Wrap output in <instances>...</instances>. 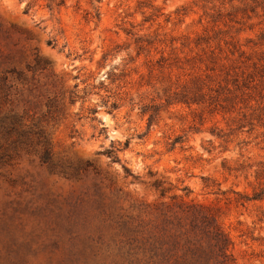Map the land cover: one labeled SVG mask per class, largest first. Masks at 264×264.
Masks as SVG:
<instances>
[{
  "label": "rangeland",
  "instance_id": "1",
  "mask_svg": "<svg viewBox=\"0 0 264 264\" xmlns=\"http://www.w3.org/2000/svg\"><path fill=\"white\" fill-rule=\"evenodd\" d=\"M58 2L0 0V264H153L143 235L184 202L216 216L236 264H264V196H243L264 187V0ZM161 51L175 75L228 82L234 105L171 106L148 128L125 96L147 100Z\"/></svg>",
  "mask_w": 264,
  "mask_h": 264
},
{
  "label": "trees",
  "instance_id": "2",
  "mask_svg": "<svg viewBox=\"0 0 264 264\" xmlns=\"http://www.w3.org/2000/svg\"><path fill=\"white\" fill-rule=\"evenodd\" d=\"M94 1L91 0L92 3ZM63 2L64 0H60L58 4ZM95 8L99 15L96 5ZM145 40L147 41L142 36L136 38L138 56L146 50ZM149 53L148 50L147 55ZM36 61L37 65L48 63L39 55L36 56ZM174 61L179 62L178 59ZM146 63L147 73L141 74L138 84L139 88L149 89L147 100L142 98L136 101L130 90L127 91L125 97L129 98L132 109L137 107L138 113L142 117H147L148 128L164 119V113L168 112L171 106L186 105L190 108L194 106L195 109L213 111L221 108L224 110L229 105H234L232 88L228 82L222 85L218 80V85H214L212 81L215 79L208 72H205V75L201 72L193 74L190 72L183 74L185 77L175 75L173 69L177 65L170 60V56L165 55L164 51H161V55L156 61L150 58ZM117 69L114 66L108 70L106 77L110 83H117L125 76L124 71L118 72ZM215 69L216 66L213 64H206L204 68L205 71H215ZM232 82L236 88L239 87L238 77L232 78ZM99 84L100 87H105V79L100 80ZM225 90L227 91L225 92ZM222 93H225L224 101H231L232 104H228V102L226 105L222 104L220 99ZM76 96L79 97L78 92H72L71 99L74 100ZM104 103L109 112L123 105V102L118 99L112 101L106 99ZM227 109L230 110V107ZM97 111V107L89 108V113L92 115ZM183 140L182 135L175 136L170 145L173 147ZM129 142L130 140L126 139L124 147H128ZM6 155L7 153L2 151L0 146V161ZM48 158L49 151L46 149L45 159ZM153 185L156 190L160 191V196H165L166 188L162 186L160 180H155ZM243 196L248 199H261L264 196V187L255 190L250 196ZM172 198H176V196ZM161 204L162 207L157 211L158 222L154 224L153 228L147 229L142 239V248L145 251L149 250L150 260L153 261V264H236L235 257L230 251L232 240L207 206L194 202H184L177 204L176 207L173 205L174 203Z\"/></svg>",
  "mask_w": 264,
  "mask_h": 264
}]
</instances>
